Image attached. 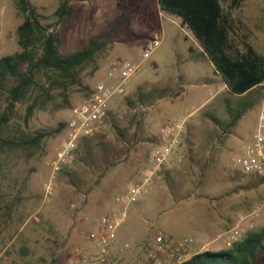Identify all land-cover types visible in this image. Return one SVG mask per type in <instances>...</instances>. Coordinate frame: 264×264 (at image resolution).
Here are the masks:
<instances>
[{"label": "rangeland", "instance_id": "374dc122", "mask_svg": "<svg viewBox=\"0 0 264 264\" xmlns=\"http://www.w3.org/2000/svg\"><path fill=\"white\" fill-rule=\"evenodd\" d=\"M30 1L44 23L54 22L52 14L60 0ZM71 6L72 17L53 29L60 35L63 54L80 49L100 33L114 35L113 43L97 58L98 69L92 73L86 68L80 86L70 90L71 107L107 80L105 72L113 61L137 63L139 69L125 85V93L108 103L105 129L88 138L89 159L78 146L75 160L51 178L49 163L65 140V128L47 136L31 154L13 148L0 156V264H70L75 247L92 251L88 233L108 215L125 186L146 170L148 152L167 121L186 120L182 162L162 168L152 181L155 189L145 188L128 208L124 223L132 219L129 211L138 209L134 216L140 220L139 238L136 245L131 238L124 241L130 247L114 264H133L128 259L132 249L138 252L135 262L142 260L161 228L174 238L193 239L185 251L187 259L203 251L228 250L248 233L264 229V213L248 218L227 246V233L201 243L192 228L200 222L201 203L208 197L221 201L234 224L239 215L264 204V178L245 175L233 163L238 148L255 131L264 84L260 105L220 134L203 113L212 110L225 118L227 89L209 61L191 57L192 44L185 36L191 33L177 17L161 12L156 0H74ZM16 12L14 0H0V58L18 50L15 32L22 18ZM232 15L248 43L264 55V0H243ZM153 40L158 45L143 59L142 51ZM155 89L168 94L140 99ZM70 109L55 114L37 109L25 125V106L18 105L9 127L21 123L17 135L26 137L50 132L70 120ZM9 127L7 136L17 133ZM259 264H264V256Z\"/></svg>", "mask_w": 264, "mask_h": 264}, {"label": "trees", "instance_id": "16d2710c", "mask_svg": "<svg viewBox=\"0 0 264 264\" xmlns=\"http://www.w3.org/2000/svg\"><path fill=\"white\" fill-rule=\"evenodd\" d=\"M73 1L60 0L52 14L54 22L44 23L30 0H14L22 22L15 32L18 50L0 58V156L13 148L28 150L31 154L47 136L66 128V123H59L50 132L36 131L35 135L26 137L17 135L21 123L9 126L18 105L25 106L22 118L25 125L37 109L55 114L72 108L70 90L80 86V76L86 68L90 67L92 73L98 69L97 58L114 41L113 34L100 33L89 38L80 49L63 54L60 35L53 29L72 17ZM241 1L226 4L225 0H156L161 12L179 18L181 26L189 30L213 66L214 74L227 89L228 97L223 100L225 118L212 110L203 113L220 134L234 128L249 111L260 105L262 98L264 55L248 43L232 16V10L239 7ZM90 93L88 91L86 98ZM167 94L165 89H155L140 99ZM8 127L17 133L7 136ZM88 138H82L78 146L89 159ZM263 256L264 229L248 233L228 250L199 252L181 264H259Z\"/></svg>", "mask_w": 264, "mask_h": 264}, {"label": "built area", "instance_id": "2783aa9c", "mask_svg": "<svg viewBox=\"0 0 264 264\" xmlns=\"http://www.w3.org/2000/svg\"><path fill=\"white\" fill-rule=\"evenodd\" d=\"M158 43V40L148 43L141 53L142 58H148ZM138 69L137 63L113 61L105 72L107 80L98 82L88 98L72 106L71 118L66 121L65 140L49 163L51 178L75 160L76 149L82 138L91 137L105 129L111 110L108 103L113 97L125 93V85ZM186 128V120L164 123L157 143L148 152L146 170L138 180L128 183L114 198V203L122 209L113 211L97 221L87 235L93 247L92 251L75 247L72 250L70 264H114L117 258L115 253L122 254L130 247L128 243L117 244V230L126 221L128 208L139 201L144 188L152 183L158 172L169 166L172 161L177 164L182 162L183 157L179 149ZM233 163L245 175L264 178V99L260 105L252 138L238 148ZM263 213L264 204L256 207L246 216L239 215L234 228L227 233V246H231L236 240L243 222ZM191 243L193 239H173L162 232H157L146 248L144 258L133 264H181L188 260L185 251Z\"/></svg>", "mask_w": 264, "mask_h": 264}, {"label": "crops", "instance_id": "0c3cea01", "mask_svg": "<svg viewBox=\"0 0 264 264\" xmlns=\"http://www.w3.org/2000/svg\"><path fill=\"white\" fill-rule=\"evenodd\" d=\"M226 4L230 3L232 0H225ZM159 8V7H158ZM233 16V15H232ZM179 19V18H178ZM180 21V20H179ZM186 39H189L191 41L192 46L190 47V51L191 53H193L191 55V57L195 60H206L209 61L206 56L203 54L202 49L200 48V46L198 45V43L195 41V39L193 38V36L191 37V35L189 33H185ZM213 67V66H212ZM213 71V69H212ZM92 91V90H91ZM185 136V134H184ZM184 136L182 138V142L180 145V149H179V153H181V155L184 153L183 150V141H184ZM188 154V151H186V155ZM183 157V155H182ZM174 163H176L175 161H172L171 164L167 167L172 166ZM154 183H151L149 185H147L145 188L146 189H155L154 187H156L155 185L153 186ZM144 188V190H145ZM122 209L121 206H118L114 203L111 205V208L109 210V214H111L113 211H118ZM138 209H133V211H129V215L131 214V220L127 221L126 223H124L123 227H119L117 230V244L121 245L124 243V241L127 238H131L133 241V245H136L137 240L139 238V233H138V228L140 225V220L139 218L134 216V213L137 212ZM225 212V213H223ZM230 212H228L227 210L221 208V201H219L217 199V197H208L205 199L204 202L201 203V218L199 219L200 222L198 223H194L192 225V228L194 230V236L198 239L201 240L202 242H213L215 241L218 237H220L221 235H224L228 232H230L235 224H234V218L230 217L229 215ZM226 215V216H225ZM128 223V225L126 226V224ZM160 232H162L165 236H168L170 238L173 239H177L174 238L173 233L166 231L164 228L159 229ZM152 241V240H151ZM114 251V248H113ZM117 258L116 260L122 259L124 253L122 254H118L115 253ZM128 254H130V256L128 257L131 258L130 263L134 261H136L137 258V254L138 252L135 250L133 251L130 250V252L128 251Z\"/></svg>", "mask_w": 264, "mask_h": 264}]
</instances>
